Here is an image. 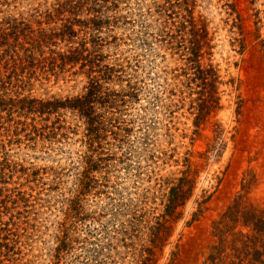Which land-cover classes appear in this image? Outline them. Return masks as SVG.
<instances>
[{
	"label": "rangeland",
	"instance_id": "obj_1",
	"mask_svg": "<svg viewBox=\"0 0 264 264\" xmlns=\"http://www.w3.org/2000/svg\"><path fill=\"white\" fill-rule=\"evenodd\" d=\"M188 11L217 77L207 114ZM83 42L110 70L94 127L30 111L87 97L88 67L61 61ZM237 197L264 211V0H0V264H207ZM224 225L227 244L251 234Z\"/></svg>",
	"mask_w": 264,
	"mask_h": 264
},
{
	"label": "trees",
	"instance_id": "obj_2",
	"mask_svg": "<svg viewBox=\"0 0 264 264\" xmlns=\"http://www.w3.org/2000/svg\"><path fill=\"white\" fill-rule=\"evenodd\" d=\"M95 14H98L97 11H93ZM188 19L185 18V22L188 23L190 27V39H181L178 43V46L182 47V43H187L188 46L185 49H188L190 56L187 58V63L192 66L193 70H196L197 77L195 80L200 81L202 89L206 94V99L203 101L202 106L199 109V114L208 113L212 108L215 102L213 89L216 85V75L210 67L207 70H200V58L202 57L201 51L205 46L202 43V33H205V24L200 21H195L193 19L192 13L188 11ZM94 30H98L102 24L101 20L95 16L92 21ZM181 29H186L184 25L181 26ZM69 30V31H68ZM65 35L69 39L75 37V33L72 29V26L69 27ZM93 53H89L86 47V43L83 42L78 48L72 49L69 51L68 55L62 56L61 61L62 65H71L75 66L76 64L82 62V68L88 67L86 71V76L89 79V92L85 98H76L74 100L66 99L63 103L60 102H37V107H32L30 111L39 113V114H50L54 113L59 108L62 109H71L78 110L80 115L88 119V126L90 128L94 127V118H93V105L102 98V91L100 82L109 80V68L104 66L101 68L99 63L101 62L102 57H97V61L92 56ZM97 56V55H95ZM95 59V60H94ZM96 61V63H95ZM97 69L99 71L97 72ZM98 73V76H95V73ZM107 98V96H106ZM35 103V102H34ZM185 179H181L179 184L170 190L171 195L167 200L166 205V215L172 217L176 209L183 205L185 201V196L189 190L184 189ZM242 197H237L231 202L225 214L221 217V221L215 225V235L219 239V242L211 249L210 254L207 258V264H222L223 257L225 252L230 250L232 253V263L235 264L234 259L237 260V264H264V211L257 212L253 209L251 204L246 201L245 207H243ZM236 222L237 220L243 222V227L250 231L251 234H242L241 232L235 233L232 228L233 239L231 243L227 244L223 240L224 233L223 229L226 228L224 225L225 221ZM230 231V232H231ZM234 232V233H233ZM227 233V232H226ZM158 239V236H157ZM159 240L161 238L159 237Z\"/></svg>",
	"mask_w": 264,
	"mask_h": 264
}]
</instances>
